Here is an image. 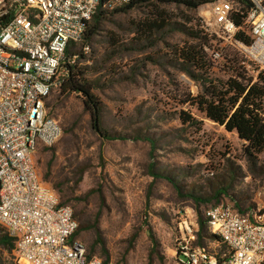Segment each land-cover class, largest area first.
Returning <instances> with one entry per match:
<instances>
[{"label":"rangeland","instance_id":"obj_1","mask_svg":"<svg viewBox=\"0 0 264 264\" xmlns=\"http://www.w3.org/2000/svg\"><path fill=\"white\" fill-rule=\"evenodd\" d=\"M209 5L142 7L103 21L81 65L92 71L104 130L113 139L94 131L82 98L64 96L59 84L46 100L48 116L61 124L63 135L37 151V172L86 227L76 240L103 262L173 264L182 222L196 224L198 213L216 203L199 205L195 198L218 188L228 191L220 203L264 207V154L253 153L199 106L207 87L225 91L222 84L233 75L227 60L239 57L227 51L226 60L212 59L215 43L203 23ZM155 11L163 19L149 16ZM147 17L167 27L151 40L135 41L133 21ZM203 37L209 40L205 64L189 68L193 79L179 52L199 46ZM125 45L132 50L124 51ZM204 245L217 257L227 253L215 239L206 238ZM0 264H18L14 252L0 247Z\"/></svg>","mask_w":264,"mask_h":264},{"label":"built area","instance_id":"obj_2","mask_svg":"<svg viewBox=\"0 0 264 264\" xmlns=\"http://www.w3.org/2000/svg\"><path fill=\"white\" fill-rule=\"evenodd\" d=\"M100 1L0 0V228L13 240L18 264H105L89 258L74 239L79 225L72 207L61 205L34 162L41 147L63 135L61 124L48 116L46 100L69 45L82 41ZM249 1L240 25L236 20L243 14L232 0L211 3L203 23L215 43L212 59L236 52L252 87L264 73V0ZM205 217L227 253L217 257L198 245V223L185 220L173 264H264V207L242 214L220 203Z\"/></svg>","mask_w":264,"mask_h":264},{"label":"trees","instance_id":"obj_3","mask_svg":"<svg viewBox=\"0 0 264 264\" xmlns=\"http://www.w3.org/2000/svg\"><path fill=\"white\" fill-rule=\"evenodd\" d=\"M115 1L116 0L100 1L97 13L88 23L82 41L79 43H71L66 51L65 59L67 62L63 65L65 74L60 75V70L59 75L54 79L55 87L59 84L60 91L64 96L77 95L82 98L85 108L92 116V126L94 131L107 140H111L113 137H110L104 130L102 107L94 94V82L89 78L92 71H90L88 67L81 65L82 61L86 59V54L90 51V45L93 42V39L98 35L103 21L111 14H127L130 11L142 7L157 8L160 6L176 5L184 6L191 10H197L217 0H130L128 3L114 5ZM232 1L237 4L243 14L236 20V23L240 25L244 15H246L247 11L250 9L251 3L249 0ZM109 7L117 9L109 12ZM149 16L163 19V16L157 12L156 15L153 14ZM132 26L134 34L139 37L135 41L151 40L155 33H159L167 27L165 22L160 23L157 20H152L148 17L133 21ZM242 39L247 42L249 41L246 38ZM203 41H200L199 46L191 45L187 50L183 49L179 52V56L184 63L189 64V66L184 68L186 72H189V68L192 67L198 69L204 68L205 59L202 53L203 48L208 44L209 40L206 37H203ZM129 47L130 46L125 45L122 48L124 51L128 52L129 50H132ZM199 47H201L200 50H198ZM236 55L239 56L238 54ZM224 59L226 60V58ZM227 65L233 75H230L229 80L222 84V90L225 91H218L215 87H207L205 95L200 99L197 98L199 100V106L202 112H204L210 120L220 126H224L228 132L237 133L241 140L249 144V148L253 153L257 155L264 154V73L259 77V82L250 87V81L241 67L240 56L238 59L232 58L229 59V61L227 60ZM190 74L191 78H196L191 71ZM183 120L185 122L188 121L186 117H183ZM153 176L155 179L165 178V176L156 173H154ZM167 180L171 181L170 179ZM174 186L178 189V186L175 184ZM227 194L228 191L226 189L218 188L211 195L195 198V201L199 205H205L216 201L214 204L216 205L220 204L221 197ZM61 205L68 204L61 202ZM234 207L242 214L247 213L251 208L243 209L236 202ZM74 218L79 225L78 230L74 234V239H76L80 233L86 230V227L80 222L75 212ZM197 223L198 245L205 247L204 240L206 238L218 241L217 237L208 232L209 225L205 214L202 215L201 213H198ZM0 247H3L9 252H14L15 248L13 240L2 229H0ZM224 248L226 249L225 246ZM87 255L89 258L93 257L89 255L88 252ZM104 263L109 264L108 261Z\"/></svg>","mask_w":264,"mask_h":264}]
</instances>
